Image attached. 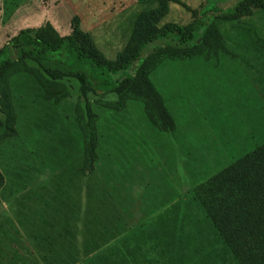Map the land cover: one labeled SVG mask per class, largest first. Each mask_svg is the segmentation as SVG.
Listing matches in <instances>:
<instances>
[{
    "label": "rangeland",
    "instance_id": "obj_1",
    "mask_svg": "<svg viewBox=\"0 0 264 264\" xmlns=\"http://www.w3.org/2000/svg\"><path fill=\"white\" fill-rule=\"evenodd\" d=\"M181 1L213 18V10L233 9L240 0ZM161 5V0H0V49L25 29L46 25L66 36L79 24L103 54L115 59L128 47L138 13ZM190 21L188 10L169 2L161 24ZM214 21L236 58L164 57L149 73L174 129L156 126L143 101L110 92L107 78L88 65L95 90L86 96L76 78L55 80L30 60L8 78L14 110L13 121H7L0 101L5 178L0 264H45L19 222L40 211L49 222L65 225L71 232L58 229L80 248L89 239L87 231L121 215L126 230L75 264H239L195 188L264 143V45L254 38L256 33L264 40V10ZM169 40L178 42L174 35ZM51 58L76 63L66 48ZM47 83L60 90L59 101L44 97ZM92 129L96 158L90 169L85 144ZM55 150L56 168L49 155Z\"/></svg>",
    "mask_w": 264,
    "mask_h": 264
},
{
    "label": "trees",
    "instance_id": "obj_2",
    "mask_svg": "<svg viewBox=\"0 0 264 264\" xmlns=\"http://www.w3.org/2000/svg\"><path fill=\"white\" fill-rule=\"evenodd\" d=\"M161 2L162 5L156 9L150 6L138 13L132 23L129 45L115 59L103 54L92 36L79 24H75L73 31L66 36H61L53 27L42 25L25 29L13 37L10 44L0 49V101L7 121H13L14 110L8 78L25 68L26 61L30 60L55 80L64 76L76 78L85 96L95 90V84L88 76V65L92 72L107 78L110 92L143 101L146 113L156 126L174 129V118L150 80L149 73L164 57L188 59L203 54L207 60L215 61L220 56L236 58L214 19L229 21L251 17L255 10H264V0H240L233 9L213 10V18L207 16V11L201 7H189L181 0ZM169 2L188 10L191 21L162 25ZM173 35L178 38L177 43L169 40ZM254 38L258 44L264 45V40L256 33ZM65 48L75 56V64L68 65L51 58L54 52ZM49 83L44 85V97H55L59 101L60 90ZM87 110L89 117H93L91 110ZM47 123L38 124L42 127L48 126ZM44 130L52 136L51 142H57L56 135H51L47 128ZM89 141L88 146L85 144L86 166L92 169L96 158L94 129ZM57 151L64 155L62 149ZM49 155L52 167L56 168V150ZM4 184L5 178L0 170V192ZM195 196L239 264H264V143L200 183L195 188ZM47 215L45 211H40L34 217L28 216L26 222L19 219L45 264H75L91 250L99 248L101 245L98 244L110 241L126 230L121 215L116 213L112 223L99 230L87 231L89 239L80 248L77 241L63 236L71 231L63 224L49 222ZM77 234V229H74L71 235L77 238Z\"/></svg>",
    "mask_w": 264,
    "mask_h": 264
}]
</instances>
